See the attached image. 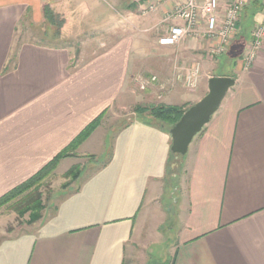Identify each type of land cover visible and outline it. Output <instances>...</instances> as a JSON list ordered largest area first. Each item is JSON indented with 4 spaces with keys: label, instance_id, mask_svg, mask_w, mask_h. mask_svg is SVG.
<instances>
[{
    "label": "crops",
    "instance_id": "obj_1",
    "mask_svg": "<svg viewBox=\"0 0 264 264\" xmlns=\"http://www.w3.org/2000/svg\"><path fill=\"white\" fill-rule=\"evenodd\" d=\"M73 1L0 0V198L43 169L103 112L124 106L135 83L138 100L187 109L208 92L210 77L236 82L178 159L158 120L135 118L103 135V116L58 168L72 169L78 164L73 160L85 156L98 161L36 230L0 243V264H151L149 250L166 238L163 264H264V42L247 68L212 55L216 39L162 45L173 26L185 24L167 19L184 0H115L123 11H94L93 24L106 21L127 33L76 63L70 49L31 34L46 21L47 3L69 22ZM151 1L157 8L143 14L140 7ZM219 2L221 13L228 0ZM253 2L233 40L244 51L262 19L261 8L250 20ZM196 61L202 63L201 80L190 90L175 74ZM225 64L236 66L217 73ZM154 76L174 85L163 89ZM165 224L167 236L161 233Z\"/></svg>",
    "mask_w": 264,
    "mask_h": 264
},
{
    "label": "rangeland",
    "instance_id": "obj_2",
    "mask_svg": "<svg viewBox=\"0 0 264 264\" xmlns=\"http://www.w3.org/2000/svg\"><path fill=\"white\" fill-rule=\"evenodd\" d=\"M72 3L74 10L70 13L69 22L66 16L59 17V24L57 25L46 19L43 24L33 26L31 34L36 36L37 39H48L52 41L51 43L53 44L70 49L74 55V61L80 63L82 59L86 60L89 56H93L105 50L115 39L127 33V29L119 31V28H116L115 25L114 28L108 27V24L105 23L106 21L104 22L102 19V22L93 24L97 19V16L94 15V11L99 12L98 14L102 13V15L104 13L118 14L123 11L115 0H74ZM140 15L143 14L140 12ZM99 18L102 17L99 16ZM113 33H115V35L111 37ZM233 45L234 42L229 47L228 51L221 55V58L225 62H231L235 59V61L240 62V64L245 67L246 51L243 49V43L241 45L238 42L232 47ZM231 56L235 57L233 58ZM214 60L216 61L217 58H214ZM232 66L236 65L232 64ZM232 66L226 65L227 69L221 67V69H218L217 73H231L233 69ZM130 90L129 100L124 106L115 104L106 112L107 114L104 116V130H102L103 135L109 130L114 134L117 132L118 128L124 124L135 118H139V116L136 115V108L138 106H150L149 103L138 100L141 99V97L138 95L140 90L136 83ZM95 157L97 156H85L73 160V163L78 164L69 170H66L65 167L61 169L58 168V163L56 167L37 184L38 194H40L36 195V198H39L37 204L33 202V199L25 203L21 200V196L0 205V243L7 238L36 230L44 218L54 212L63 194L67 192V188L70 187L71 184L75 185L83 178V170L89 167V164L94 165V162L98 161ZM102 162L103 159L98 162V164L100 165ZM166 231L167 224H165L161 233L167 236V234H165L167 233ZM168 247L167 238L163 239L161 243L152 246L149 250L150 254H152V257H150L152 259L151 264H163V254L164 251H168ZM143 258L144 256L142 255V259Z\"/></svg>",
    "mask_w": 264,
    "mask_h": 264
},
{
    "label": "built area",
    "instance_id": "obj_3",
    "mask_svg": "<svg viewBox=\"0 0 264 264\" xmlns=\"http://www.w3.org/2000/svg\"><path fill=\"white\" fill-rule=\"evenodd\" d=\"M162 1V0H160ZM253 0H228V5L220 13L219 0H184L179 1L167 15V19L179 18L185 21L184 25L173 26L169 33L159 41L162 45H175L186 38L204 37L216 39L218 42L211 48V54L221 56L225 54L236 37L239 24L242 21L245 9ZM158 4L148 2L141 7L143 14L154 11ZM262 19L257 22L252 30V40L246 50L245 67H249L264 42V0H262ZM200 22L202 24H200ZM202 63L196 61L193 65L185 67L181 72H176L175 80L190 90L199 87ZM165 89L167 85H174L172 81H160L157 76L152 78Z\"/></svg>",
    "mask_w": 264,
    "mask_h": 264
},
{
    "label": "trees",
    "instance_id": "obj_4",
    "mask_svg": "<svg viewBox=\"0 0 264 264\" xmlns=\"http://www.w3.org/2000/svg\"><path fill=\"white\" fill-rule=\"evenodd\" d=\"M261 8H262V0H254L253 7L251 8L249 14L250 20L252 16ZM44 13L47 20H50V22H52L55 25L59 24V20H60L59 17L62 16L61 15L58 16L53 11L50 4L47 3L44 6ZM185 110L186 109L184 108L173 105L158 104V105H150L145 107L138 106L136 108V114L139 117H146L148 115L151 117L152 120H158L160 126H162L164 129L170 132L171 128L179 121ZM104 114L105 113L103 112L96 119H94L89 125H87L86 128L78 135V137L75 138V140L64 151L59 153V155H57L52 161H50L43 169H41L39 172H37L35 175H33L30 179H28L24 183L20 184L19 186H17L16 188L12 189L4 196H2L0 198V205L9 202L12 199L19 198L21 196H22L21 200H23L25 203H27L28 201L30 202V200L33 199L34 200L33 202L37 204V200L39 201V198H36L37 197L36 195H40L38 194L37 184L41 180H43L53 168L56 167V165L59 163L61 159L70 156L71 151L75 150L95 131V129L100 125ZM171 154L173 158L176 157V155L172 151Z\"/></svg>",
    "mask_w": 264,
    "mask_h": 264
},
{
    "label": "water",
    "instance_id": "obj_5",
    "mask_svg": "<svg viewBox=\"0 0 264 264\" xmlns=\"http://www.w3.org/2000/svg\"><path fill=\"white\" fill-rule=\"evenodd\" d=\"M236 79L231 76H212L208 81V92L188 107L179 121L171 128V151L178 159L185 156L194 137L201 132L211 117L221 107Z\"/></svg>",
    "mask_w": 264,
    "mask_h": 264
}]
</instances>
